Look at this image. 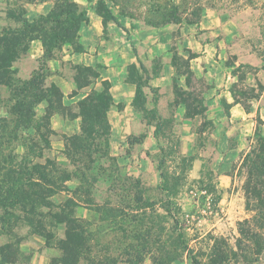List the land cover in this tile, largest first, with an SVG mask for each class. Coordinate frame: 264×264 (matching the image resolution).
<instances>
[{
  "label": "rangeland",
  "instance_id": "1",
  "mask_svg": "<svg viewBox=\"0 0 264 264\" xmlns=\"http://www.w3.org/2000/svg\"><path fill=\"white\" fill-rule=\"evenodd\" d=\"M59 1L0 0V31L7 26L23 28L22 17L30 21L44 10L58 12ZM73 1L98 16L100 31L98 36L93 35L97 32L93 24L88 28L86 21H82L77 33L61 42L59 51L81 50L87 37L96 47H101L100 58L109 63L113 60L111 50L120 47L114 34L124 38L121 33L124 22L129 27L125 28L129 41L124 43L140 46L145 72L137 70L133 57L126 61L127 79L135 83L132 102L138 113L137 133L122 138V145L102 158L98 157V150L102 153L106 147L103 137L85 134L84 142L90 143L86 152L92 157L84 150H79L77 157L73 155L72 140L65 134L55 136L52 129L55 121L50 117L77 114L81 108L77 104H64V98L61 99L64 108L56 105L45 69L37 73L36 93L54 102L46 110L45 101L37 102L35 121L28 122L24 117L33 88L23 85V81L40 63L36 55L38 46L33 45L31 38L43 31L46 35L56 32L64 21L42 25L38 20L33 24L38 29L24 27L15 35L0 37V187L4 175L26 152L23 140L42 148V154L33 158V163L51 160L60 169L56 172L50 167L47 173L58 184H64L56 193H68L66 180L62 181L65 175L79 181V186L61 205L40 207L36 215H27L16 208L1 219L0 225L5 230L0 234V254L6 261L28 264L33 252L44 250V258L50 257L48 264H64L58 261L61 252L54 246L64 239L66 220L75 218L71 205L78 201L98 214L95 221L79 219L78 227L72 231L77 241L86 244L78 264H91V258L95 264H153V257L159 259L162 254L157 250L145 252L137 246L149 226V238L164 241L166 250L174 256L170 264H191L188 250L178 241L179 231L184 244L201 264H211L210 258L223 259L221 264H241L243 254L264 257V249L261 255L247 253L245 246H252L253 240L239 233L243 228L241 222L252 214L245 208L243 186L247 174L243 159L260 142L252 137L264 118V0ZM103 4L117 20H106L105 29L97 13ZM11 57L13 60L7 67ZM164 64L174 65L179 77L168 79L169 83L160 91L147 88L149 78L159 74ZM84 67L66 59L62 61L61 73L70 79L78 77L80 82L92 80L90 71ZM74 86L78 87L76 83ZM86 92L95 98L94 93L104 92V87L98 81L93 82ZM225 95L239 101V106L247 112L242 122L230 120ZM82 107L88 115L91 111L98 115L102 112L98 106L83 104ZM26 124L36 127L27 128ZM155 129L152 149L146 143L137 144L146 130ZM73 141L84 145L78 139ZM95 143L98 148L93 146ZM115 150L119 156H130L118 162ZM161 172L165 177L162 185ZM124 182L127 186H130L128 182H137V186L132 194L128 192L129 201L125 198L119 202L109 187L117 190ZM105 199L130 214L139 215L145 210L144 220L120 221L115 229L107 215L98 211ZM168 199L177 223L171 217H167L166 223L155 217L149 219L151 212L165 214ZM146 202L154 203L152 211L143 208ZM26 215L32 218V224L24 220ZM70 227L73 226L70 224ZM238 242L240 248H237ZM27 246L33 251H26ZM133 246L137 250H132Z\"/></svg>",
  "mask_w": 264,
  "mask_h": 264
},
{
  "label": "trees",
  "instance_id": "2",
  "mask_svg": "<svg viewBox=\"0 0 264 264\" xmlns=\"http://www.w3.org/2000/svg\"><path fill=\"white\" fill-rule=\"evenodd\" d=\"M59 10L58 12H55L54 10L49 11L46 14H39L37 17H33L30 21L26 19L25 17L21 18V23L23 28H4L0 31V37L3 35L5 36H12L17 34L18 32H21V30H24V27H31V29L35 30L38 28L33 27V24L35 21H41L42 25L52 22H60L63 20V24L58 28L56 32H52L49 35H46V32L43 31L41 34H38V36H35L33 38H37L41 41V44L43 46V53L41 55V61L37 68H34L32 70V73L30 77L23 81V85L28 86L30 85L33 90L32 94L30 96L29 101L27 102V110H26V121H35L34 118V107L37 104V102H40L42 98L36 93L37 89V73L38 71L42 70L46 64L47 59H49L52 55V52L54 49H57L61 46V42L76 34L79 28V25L82 21L87 19V10L85 7H79L73 0H60L59 1ZM99 16L102 18V24L103 29L106 28V20H111L113 22H117L115 16H113L112 12L109 8H107L103 4V8L101 11L97 12ZM41 29V27H40ZM38 31V30H37ZM42 31V29H41ZM4 39V38H2ZM32 39V38H31ZM6 40V39H5ZM13 60V57L9 58L6 66H10V62ZM137 61L139 62L140 68L142 72H145L144 65L140 62V60L137 58ZM84 69L88 72L90 71V74L92 75V80H87L84 82H80L78 77H76L75 83L80 87L83 85H87L91 82L96 83L98 72L95 68L85 66ZM101 86L104 87V92H95V98L89 97V94L86 95L83 99L79 100L77 105L81 108V111L78 112V115L81 117V132L79 134L71 135L67 138H70L73 143V155L76 157L78 156L77 153L79 150H84L85 152L89 150L87 146L90 145V143L84 142L85 134L103 137L102 143L104 145L107 142V137L109 136V124L106 117L107 109L110 107L112 103L111 95L109 92V83L106 80H102L99 82ZM51 87H53L54 91L52 92V95L55 98V103L58 105L59 108H64L65 106L62 104V93L59 90V88L52 83ZM35 88V89H34ZM26 89V88H23ZM54 102V100H53ZM52 101H48L47 108L50 107L53 103ZM239 102V101H235ZM184 103V102H183ZM83 104L88 105L89 107L98 106L102 108V112L98 115L96 111H91V114L88 115L84 109ZM67 114L68 117L74 116ZM36 124V123H35ZM87 126V127H85ZM26 127H32L35 128L36 126L34 124H26ZM90 129V131H88ZM156 129L154 130V135H156ZM253 139L258 138L259 143L257 147H251L245 154V157L243 159V164L246 166V179L244 182V194H245V208L249 210L252 214L249 218L244 219L241 224L243 225V228L241 227L239 230V233L243 236H249L253 240V245L245 247L247 249V253H253L255 255H261L262 251L264 249V136L256 129L253 133ZM78 139L81 142H83L84 145H81L77 142H74L73 140ZM87 143V144H86ZM107 145V144H106ZM105 145V146H106ZM22 146L26 148V152L24 155L20 158L18 163H15L12 167V169H9L8 173L4 175L2 178V185L0 187V207L2 208V211L0 213V220L5 219L8 215L12 213V210L16 208H20L22 212L25 214H31L36 215L38 213V210L40 207H50L53 205V202L51 201V196L58 192V190H62L64 188V184H58L57 180L54 179V177H49L47 175L48 169L51 167L56 172H60V169H58L55 166L54 161L47 160L44 164H38L33 163V158L40 156L42 154V148L41 147H34L33 144L27 143L25 140L22 141ZM93 146L95 148H98V143H95ZM159 149L161 150V147L159 146ZM89 158L90 153L86 152ZM67 156L68 154L65 153ZM102 154V155H100ZM84 155V154H81ZM84 155V156H86ZM108 155L106 147L102 150H98V157L102 158L103 156ZM95 161V158H93L92 162ZM160 169V168H159ZM161 182L162 185L165 182L164 174L161 172ZM69 177L65 175L62 178V181L67 180ZM127 179V178H126ZM130 179V178H128ZM131 181V180H130ZM125 183V182H124ZM120 183H117L119 185ZM130 186H127L125 183L123 187L120 185L117 187V190L115 188H110L109 191L115 196V200H118L119 202L129 201L130 194H132V190L137 186V182H134L131 184L128 182ZM119 191V192H118ZM130 192V194L128 193ZM137 199V198H135ZM171 201L167 200V207L164 208L165 214H159L153 212L149 213L148 216H150L149 219H152L151 217L159 218V221L166 223L167 217H171L172 220L177 223V218L175 214H171V207L168 205ZM154 203L152 202H146L143 205V208H149V210H153ZM99 212L102 211L107 215L108 219L111 220L113 223V226L115 225V229L118 228V224L120 221L124 222H139L144 220L143 214L144 211H141L139 215L137 214H130L126 211H124L122 208L118 207V204H111L110 199H105L102 202L101 210H98ZM25 216L24 220L28 222L29 224L33 222L32 218H29L28 216ZM80 220L78 218H68L66 220L67 226L65 228L64 232V239L62 240L59 249L61 251V258L58 261L64 262V264H78L79 260L83 256V249L86 248V244L84 241H77L75 238L74 227H78ZM158 221V222H159ZM70 224L73 227H70ZM149 228H146V230L141 234L143 241L142 243L137 244V246H141V248L144 249L146 252H152L154 250H157V252H160L162 254V257H159L157 259L153 257V264H170L171 261L174 259V256L169 250H166L165 242L161 239L154 240L153 237L149 238ZM5 230V226L3 224L0 225V234H2ZM178 241L181 244V246L188 250L191 264H201L200 261L194 256L191 251L187 248V246L183 242V234L181 231L177 233ZM145 239V240H144ZM137 246H133L131 248L132 250H137ZM89 248V247H87ZM130 248V247H129ZM237 248H240V243H237ZM250 249V251H249ZM141 251V250H140ZM242 256V255H241ZM139 258V257H138ZM243 260L241 264H264V257H258L255 256L252 258L248 254H243L242 256ZM114 261V263H117V260L111 259ZM263 260V262L261 261ZM137 261V260H135ZM211 264H221V260H215L213 258H210ZM0 262H6V259L0 254ZM91 264H95L96 262L91 258L90 259Z\"/></svg>",
  "mask_w": 264,
  "mask_h": 264
},
{
  "label": "crops",
  "instance_id": "3",
  "mask_svg": "<svg viewBox=\"0 0 264 264\" xmlns=\"http://www.w3.org/2000/svg\"><path fill=\"white\" fill-rule=\"evenodd\" d=\"M49 11V10H48ZM47 10H44L42 13L46 14ZM96 14L87 12V19L86 21V27H91L90 25L93 24L95 27L94 29L97 31L93 35L98 36L99 24L100 21L98 18H96ZM98 17V16H97ZM129 26H131L129 24ZM8 28V26L6 27ZM129 27L126 25V23H123V30L121 33L124 34V38L120 36L121 34L117 35L114 34V37L118 38L120 41L119 46L120 47H114L113 50H111V53L113 54V60L109 63L103 62L100 58V49L101 47H96L94 43L90 41L89 38L84 37V45L83 49L73 52H64L65 49L59 51V48L54 49L52 52V55L49 59H47L46 64L43 69L48 71V78L51 83H54L59 90L62 93V98H64V104L67 105H74L77 104L79 100L83 99L86 95H88V92H86V89H89V85H83V86H74L75 80L74 78H69L64 73H61L62 69V61H66V59H72L75 61V63L93 67L98 72V77L96 82H100L102 80H106L109 83V92L111 95L112 103L110 107L107 109L106 117L109 124V136L107 137L106 142V149L108 153H111V149L117 148L122 145V138H127L131 135H136V123L138 124V113L135 110V107L132 102L134 90H135V83L129 81L127 79V63L129 59H133L136 61V67L137 70L142 72L139 62L137 61V58L140 60V49L139 47L134 46L135 43L131 44L130 42L128 45L126 44L127 41H129V34L127 33L126 29ZM140 34V33H139ZM118 36V37H117ZM144 38V37H142ZM131 39V36H130ZM138 40V38H137ZM90 41V42H89ZM124 41L126 43H124ZM31 42H33V45H37V58L38 61H41V55L43 53V46L41 44V41L37 38H32ZM140 44L143 43L142 41L139 42ZM130 47V48H129ZM39 50V52H38ZM31 54V52H28ZM32 55V54H31ZM140 62L144 65L143 61L140 60ZM59 69V70H57ZM193 71V69L191 68ZM179 77L178 73L175 70L174 65L170 64H164L161 72L159 74L153 75L149 78L148 86L156 88L158 91H160L164 86H166L169 83V80H172V77ZM216 86H218V82L215 83ZM224 98L227 100V103L229 104L228 107V113L230 115V120L232 122H242L243 119L247 117V112L239 106L238 102H235L228 96H224ZM66 99V100H65ZM41 101H45L46 105L44 107V110H46V107L48 106L47 99H42ZM40 101V102H41ZM259 111L262 110L261 107L258 109ZM50 119H53L55 122L52 125V129L55 131V136H60V134H65L68 136L79 134L81 132V118L77 114L74 116L68 117V116H60L53 114L51 115ZM262 121L259 124L258 131L260 133H264V118H262ZM140 123V122H139ZM154 131L146 130L145 133H143V136L141 137L140 142L137 144H141V146H144V143L149 145V148L152 149L153 142L152 139H155L154 137ZM143 138V139H142ZM121 142H118L120 141ZM127 143V141H126ZM115 150L114 154L116 155V160L120 162L124 158V156H130V154L119 156L118 152ZM145 152V151H144ZM144 154V153H143ZM130 159V158H129ZM139 166H136L135 168L138 169ZM65 185L68 189V193L65 192H59L55 193L51 196V200L55 205H61L67 199H69L70 194L79 186V181L76 180L75 177H71L65 181ZM73 209V217L78 219H85L88 221H95L98 220V214L93 211L92 209L86 207L85 205L79 203L76 201L75 204L71 205ZM63 239L59 240L56 245L54 246L56 249H59V246L61 244ZM26 251H33V249L30 246H27L24 248ZM61 252V251H60ZM35 253L33 257H31V261L28 264H48L50 261V257L44 258V250L41 252H33ZM38 257V258H37ZM43 257V258H42ZM0 264H18L16 261L13 262H0Z\"/></svg>",
  "mask_w": 264,
  "mask_h": 264
}]
</instances>
